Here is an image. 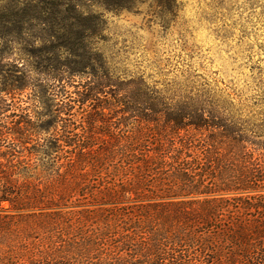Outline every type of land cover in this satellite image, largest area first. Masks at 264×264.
Masks as SVG:
<instances>
[{"label": "trees", "instance_id": "1", "mask_svg": "<svg viewBox=\"0 0 264 264\" xmlns=\"http://www.w3.org/2000/svg\"><path fill=\"white\" fill-rule=\"evenodd\" d=\"M114 1L129 10L138 0ZM33 8L2 15L0 42L26 43L30 71L65 90L58 99L42 88L41 111L23 115L20 147L0 163V264H264V141L248 123L201 97L172 101L141 77H113L91 42L103 26L76 6L69 23L38 19L62 40L39 58L22 15ZM16 83L9 92L33 87L25 74ZM64 233L82 243L31 249Z\"/></svg>", "mask_w": 264, "mask_h": 264}, {"label": "rangeland", "instance_id": "2", "mask_svg": "<svg viewBox=\"0 0 264 264\" xmlns=\"http://www.w3.org/2000/svg\"><path fill=\"white\" fill-rule=\"evenodd\" d=\"M60 3L65 8L60 9L61 14L54 13L57 11L54 5ZM114 3V0H0V36L8 33L2 27L5 20L2 15L12 16L9 12L12 8L34 7L22 15L33 18L29 31L39 40L32 48L43 58L48 53L42 52L44 49L62 40L51 39L53 34L48 32V25L39 26V20L53 25L69 23L65 19L74 13L68 7L76 6L103 26L91 42L93 49L104 57L113 77L123 80L141 77L172 101L201 97L230 107L234 115L255 131L250 134L264 141V131L255 129L264 126V0H138L129 10H118ZM27 46L24 42H0L2 164L6 163L5 153L9 149L20 147L16 129L23 115L34 119L41 111L43 105L38 101L42 88L56 91L58 99L65 90L63 85L30 71L29 64L34 69L37 60L25 59L23 49ZM38 49H42L40 54ZM23 74L30 77L31 90L9 92ZM110 117L106 120L112 134H117L122 126L117 128L116 120ZM31 145L28 143L26 147ZM63 236V241L57 234L50 235L49 240L42 237L32 241L31 249L49 253L72 242L82 243L70 241L65 233ZM14 262L28 264L26 258Z\"/></svg>", "mask_w": 264, "mask_h": 264}]
</instances>
